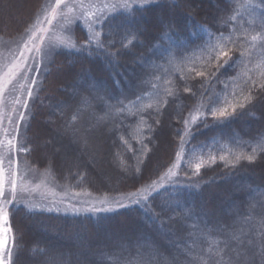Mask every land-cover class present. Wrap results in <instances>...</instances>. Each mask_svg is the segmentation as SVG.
Here are the masks:
<instances>
[{
	"label": "trees",
	"instance_id": "obj_1",
	"mask_svg": "<svg viewBox=\"0 0 264 264\" xmlns=\"http://www.w3.org/2000/svg\"><path fill=\"white\" fill-rule=\"evenodd\" d=\"M19 1L14 17L5 18L0 10L1 39L13 40L25 34L37 14L55 2L36 0L28 9L31 0ZM134 4L107 15L113 28L119 26L121 33H130L117 66H108L99 53L55 49L41 70L38 86L33 88V99L28 98L26 88L20 96L19 88L7 89L4 117L15 105L12 114L18 121V109L24 108L17 101L29 99L19 132L20 141L31 151L20 154V160L36 172H46L51 183L72 192L118 196L158 179L173 163L179 143L176 133L184 134L183 120L201 104L196 109L202 108L207 124L212 126L206 127L199 120L192 125L189 132L195 135L187 137V148L193 151L185 160L187 167L178 170L193 183L179 192L169 187L154 194L152 216L140 205L110 213L85 208L46 211L32 209L25 198H18L10 213L11 236L16 239L15 264H52L53 256L67 264H119L134 259L137 250L147 253L153 243L161 253L175 257L176 264H193L189 250L192 256L202 250L215 253L224 247L227 234L236 232L239 236L253 225L264 226V101L258 97L246 111L238 110V115L219 125L205 111L214 93L221 96V103L214 107L224 106L225 82L228 98L231 100L235 93L243 100L253 80H264V2L153 0L145 5L139 0ZM93 30H101L100 25ZM103 31H109L108 25ZM165 33L168 38H164ZM86 34L76 21L68 37L78 47ZM253 36L258 38L253 41ZM218 43H227L233 57L221 70L219 81L209 83L189 73L191 62L195 61L199 69L207 59L208 46ZM241 52L245 54L241 56ZM185 86H191L192 92H185ZM205 90L208 94L201 95ZM169 91L176 95L168 96ZM165 100L168 103L161 110ZM73 124L79 129L77 142L71 131L65 133V126ZM141 140L151 149L147 157ZM129 146L137 151L129 150ZM238 154L255 155L256 159L226 167V162ZM201 161L204 167L199 175H193L194 165ZM203 208L212 214L201 218L197 212ZM157 215L160 219L154 220ZM124 224L134 230L119 232ZM199 264H209L207 257H201ZM255 264H260L259 257Z\"/></svg>",
	"mask_w": 264,
	"mask_h": 264
},
{
	"label": "snow or ice",
	"instance_id": "obj_2",
	"mask_svg": "<svg viewBox=\"0 0 264 264\" xmlns=\"http://www.w3.org/2000/svg\"><path fill=\"white\" fill-rule=\"evenodd\" d=\"M151 0H144V3H149ZM264 2V0H262ZM61 6L67 7L66 0H56L55 6L51 9L50 12L46 14L45 20L40 21L37 19V24L47 23L51 24L52 21L58 16H63L66 20L68 25L73 24V20L68 19L66 15L62 12H59L58 9ZM112 7L113 11L115 12L117 7L127 9L129 7L128 0H123V3L120 5H104V7ZM143 6V5H141ZM80 7H95V5L89 4L84 5L82 0ZM71 11V9H69ZM103 16V11L100 12V15L96 13H88L83 12L79 17H76V21L83 20L85 24L88 25L86 38L83 44H80L78 47L75 44H69L67 47L70 49L79 51V52H86L88 55H92L94 53L102 54L104 59L107 61L108 66L115 67L118 65L119 60L117 59L121 55V50L126 49L128 47L127 44L124 43L125 39L127 38L130 33L124 32L121 33L119 31V26L113 28L111 24L108 23L110 17ZM99 23L100 29L94 31V26ZM108 25L109 31L104 32L103 27ZM39 31L46 32V28H40ZM66 31H71V28L66 29ZM175 34V33H173ZM115 37H119V40L115 39ZM164 38H168L167 34H164ZM258 37L253 36L252 40L255 41ZM41 40L44 39L43 36L40 37ZM34 43V42H33ZM59 45H64L63 40H58L57 42ZM231 43L234 45L236 44L235 40H232ZM117 44L120 45V48L117 49ZM35 51L41 54V60L47 52L44 48L35 46ZM25 48L28 51H32L31 48H28V44L25 43ZM111 49H116V51H110ZM232 50L228 48L227 43H218L208 46V54L207 59L205 60L204 64L200 66L198 69L195 61L191 62V67L188 69L189 73L194 72L196 77H202L205 81L211 83L214 80L219 81V74L222 69L229 66L232 62L233 57L230 55ZM245 53L241 52L240 55L243 56ZM26 58L24 57V53L21 52L20 60L23 61ZM35 59V57H33ZM30 67L26 63L17 62L6 73V81L0 82V96L3 95L4 89L7 87L8 83H11L12 78L16 77L17 74H23V69ZM34 70L37 71L40 68L39 64L33 66ZM39 74V73H38ZM264 76V73L261 74ZM185 77H182L184 79ZM33 86L37 83V77H31ZM155 88L156 85H153ZM28 98L33 99V87L29 86L26 88ZM185 92H192L191 86H185ZM255 92V95L252 93ZM168 96H175L176 93L171 91L166 93ZM207 90L201 95H207ZM223 107H214V105L221 103V96L218 93H214L212 97L208 101V105L205 111L210 115L214 124L219 125L223 121L230 120L234 118L236 115L239 114L238 110L246 111L249 105L253 104V101L256 100L258 97L264 101V80H261L257 83L256 80H253L251 85H249V94L243 97V100H238L235 96V93H232V99L230 100L229 93L227 91V84L225 82V88L223 90ZM195 95V93H193ZM29 99H24L22 101L18 100L17 104H22L24 111H19L18 115L19 120L16 121V135H12V130L9 129L5 132V136L8 137L7 144H4L3 140H0V148L6 147L7 152L6 154H0V264H15V257H16V239L13 235L11 245L9 244L8 235L9 233H13V228L10 224V213L13 206H15L18 202V198L20 194L27 191V184H26V177L22 176L19 172V155L26 154L31 151V149L25 147L24 143L20 141V132L19 128L22 125L25 116L27 114V110L29 107ZM122 103V102H120ZM168 101L165 100L163 104L160 105V109L162 110L164 105L167 104ZM151 108V105H149ZM231 109V110H230ZM117 112L120 109L116 110ZM159 111V110H158ZM141 118L143 119V113L141 112ZM159 114L162 115V111H159ZM149 117H151V113H148ZM78 119V114L73 116V121ZM102 119V118H101ZM207 116H204L203 113H198V115H192L191 121L185 118L183 120V124L185 129L189 128V125H196L197 121L199 120L201 123L205 124V126H212L207 124ZM156 124L160 125L161 120L157 119ZM0 126H2V122H0ZM119 127H123V123L119 124ZM71 131L73 136L76 137L74 142L79 140V136L77 133L79 129L75 127L73 124L71 127L65 126V133ZM110 131H115L112 129ZM179 136V143L177 145L178 151L175 153V162L171 164V166L167 169V171L163 174L160 179H171L176 178L175 181L170 183L169 185L165 186L159 183V180L152 181L147 186H141L134 192H130L120 196L119 198H112L111 200L108 197L100 200L99 207L96 204L90 205V210L92 212L96 211H115L116 209L113 207H105V205L115 204L116 208L121 207H129L132 205H140L145 210L146 213L150 216L153 215L152 207H151V200L155 195H159L160 191H167L169 187H173L179 192L184 187H191V184H185L179 182V169L186 168L185 160H187L189 154L193 151L192 149H188L187 145L190 143V140H186V136H194V132L185 131L184 134H181L179 131L176 133ZM120 139L124 141V137L121 136ZM127 143V141H124ZM150 143V139L148 141ZM142 145V151L145 157H147L148 153L151 151L144 143L143 140L139 141ZM85 144L87 145V141L85 140ZM129 150L135 152L137 150L132 149L129 146ZM59 151V149H58ZM264 152V148L261 149ZM255 152V150H254ZM15 157V159H14ZM256 159L255 155H248L245 156L243 154H238L235 156L234 160L231 162H226V167H236L237 164L240 163L242 160H247L248 162H252ZM213 163L216 161V157H211ZM220 160L224 161L225 156H220ZM5 161H7V165L5 166ZM141 164L144 163L143 160L140 161ZM204 167V162L201 161L200 163H196L194 165V173L193 175H199L201 168ZM140 169H138L139 171ZM187 175V172H186ZM188 179L190 180L191 177L189 176ZM81 196H90V193L87 192H65L64 197L71 202L72 200H77ZM127 200L128 203L125 204L123 201ZM87 202V201H84ZM179 205H177V208ZM49 211L53 210L51 208L48 209ZM58 210V209H57ZM153 219H160V217L153 216ZM245 223L249 222V218L245 217ZM161 227H163V221L161 223ZM243 237V238H241ZM258 238V239H257ZM139 239V237H138ZM234 242H238L235 243ZM238 249H242L243 251H239ZM235 251V256L229 255L230 252ZM250 253V254H249ZM191 261L193 264H199L200 258L206 256L209 264H255V260L259 257L260 264H264V226L257 228L256 226H252L247 232L241 231L240 235L238 236L236 232H231L225 236L224 239V247L215 253L202 250L199 255L192 256L191 250L188 253ZM52 264H67L66 261L60 260L57 257L53 256L50 258ZM176 264L175 257H172L170 254L165 255L161 253L158 248L154 245L149 246V250L147 253H142L141 251L137 250L135 253L134 259H124L119 262V264Z\"/></svg>",
	"mask_w": 264,
	"mask_h": 264
},
{
	"label": "rangeland",
	"instance_id": "obj_3",
	"mask_svg": "<svg viewBox=\"0 0 264 264\" xmlns=\"http://www.w3.org/2000/svg\"><path fill=\"white\" fill-rule=\"evenodd\" d=\"M82 2L84 5L92 4L95 5V7L82 8L80 7L81 0H66V4L68 6L67 7L61 6V8L58 9V11L66 15L68 19L73 20V23L76 22L75 18L79 17L83 12L96 13L97 15H100V12L103 11V16H101V19H103L104 16H107L114 12L112 7L110 6L104 7V5H120L123 3V0H82ZM135 2H139V0H128V4L130 5L129 7L137 5L134 4ZM140 2H144V0H140ZM149 3H144V4L148 5ZM19 4H21L19 0H0V10L2 11L3 9V12L5 14V15L3 14V16L5 18H10L17 15ZM55 4H56V0L55 2L51 1L49 5H46V9L43 11V13L37 14L32 24L33 26H31L22 36H19L18 38L16 37V39L13 40H5L0 38V82L6 81L7 79L6 73L9 71V68H11L17 62L26 63L27 65L30 66L28 68L23 69L22 75L18 73L16 77L12 78L11 83H8L7 87L4 89L3 95L0 96V122H2V126H0V140H3L5 145L7 144V139H8V137L5 136V132L7 130L11 129L12 135L13 136L16 135V129H15L16 122L12 114V111L15 109V105L12 106L11 112L8 111L7 113L9 114H7L6 117H4V114L6 113V109H7L4 95L7 89L19 88L18 93L20 96V93L23 90V88H27L29 86L33 88L37 87L39 79L41 77V70L43 71L45 70V67L47 66L48 63L47 61L50 60L49 56L51 57L54 50L59 48L70 49L69 47H67V45L75 44L73 38L68 37L70 31H66V29L71 28V25L67 24L63 16L58 15L52 21L51 24H47L46 22L42 24H37V19H39L40 21H44L46 14L51 11V9L55 6ZM118 8L120 7H117L116 9ZM69 9H71V11H69ZM79 21L83 25L85 31L87 32L88 25L85 24L82 19ZM97 25H99V23H97L94 26V28ZM40 28H46L47 31L41 32L39 31ZM41 36L44 37L43 40L40 39ZM58 40H63L64 45H59L57 43ZM25 43L28 44V48H31L32 51H28V49L25 48ZM34 45L44 48L45 51L47 52V55H45L42 60H41V54L35 51ZM21 52L24 53V57L26 58L23 61L20 60ZM33 57H35V59H33ZM36 64L40 65V68L38 70L39 74L37 73L36 70H34L33 67ZM33 76L37 77V83L35 86H33L31 80V77ZM15 101L17 100L15 99ZM200 105L201 104H199L198 106ZM196 108H194L193 111L189 113V115L186 117L187 119H189V121H191L192 115H198V113H202V108L199 109ZM191 127L192 125L190 124L189 128L187 130L186 129L184 130V133L185 131H189ZM187 137L188 136L185 137L186 140L188 139ZM6 152H7L6 147L0 148V154H6ZM18 159H19V172L22 176L26 177V184H27V191L20 194L19 198H25L26 201L25 200L24 201L27 202V205L32 209H38V210L46 209V211H49L48 209L51 208L56 211L57 209L65 211L66 209L77 210L79 208L81 209L85 208V210H87L90 208V205L92 204H96V206L99 207L100 205L98 202L104 199L105 197H108L111 200L112 198H119L120 196H122V195L101 196V197L95 195L81 196L79 199L72 200L71 202H69V200L64 197V193L66 191L72 192L70 191V189L68 190L64 185L60 186L51 183L49 174L41 171L36 172L35 170L28 168L27 165L23 163L19 157ZM173 162H175V158ZM6 165H7V161H5V166ZM169 167L163 170L160 177L163 176V174L167 171ZM160 177L156 180H159V183L165 186L169 185L170 183L176 180V178L174 177L171 179L168 178L160 179ZM179 182L192 185L193 180L191 179L189 180L179 174ZM150 183L144 186H147ZM123 202L125 204L128 203L127 200H124ZM109 206L115 208L116 209L115 211L126 208V207L116 208L115 204L105 205V207H109ZM211 211L212 210L210 211L208 210L206 212L205 208H203L201 209V211L197 212V214H200L201 218L207 217L208 214H212ZM110 212H114V211H108V213ZM215 212H217V210ZM133 230L134 227L130 224H124V226L118 229V231L123 234L132 232ZM113 232L116 233V231ZM8 240H9V244L11 245L12 242L11 233H9L8 235Z\"/></svg>",
	"mask_w": 264,
	"mask_h": 264
},
{
	"label": "bare ground",
	"instance_id": "obj_4",
	"mask_svg": "<svg viewBox=\"0 0 264 264\" xmlns=\"http://www.w3.org/2000/svg\"><path fill=\"white\" fill-rule=\"evenodd\" d=\"M36 3V0H31L30 1V6L28 7V9L32 8Z\"/></svg>",
	"mask_w": 264,
	"mask_h": 264
}]
</instances>
